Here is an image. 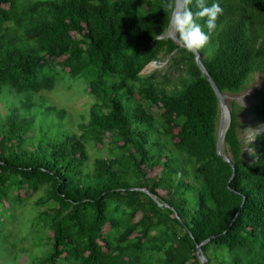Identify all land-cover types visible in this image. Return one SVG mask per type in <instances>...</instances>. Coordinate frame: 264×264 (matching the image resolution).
Listing matches in <instances>:
<instances>
[{
  "label": "trees",
  "instance_id": "1",
  "mask_svg": "<svg viewBox=\"0 0 264 264\" xmlns=\"http://www.w3.org/2000/svg\"><path fill=\"white\" fill-rule=\"evenodd\" d=\"M218 2L197 50L236 95L264 76V0ZM175 7L0 0V264H201L203 242L207 264H264V86L228 104L229 162L218 96L195 52L167 35ZM204 19L193 15L206 31ZM153 61L164 65L143 74ZM59 82L92 98L78 131L43 97ZM243 109L263 126L254 141Z\"/></svg>",
  "mask_w": 264,
  "mask_h": 264
},
{
  "label": "rangeland",
  "instance_id": "2",
  "mask_svg": "<svg viewBox=\"0 0 264 264\" xmlns=\"http://www.w3.org/2000/svg\"><path fill=\"white\" fill-rule=\"evenodd\" d=\"M163 65H164V63L159 64L157 66L153 65V67H151V68L146 67L142 73L143 74L151 73L153 70H155L157 68H161ZM68 83L71 85L64 83V82H59L54 87V89L52 91L43 93V97H44L45 102L47 104H52V105L56 106L57 108L65 109L67 114L69 115V118H70L69 122L71 124V127L74 130L78 131V123L81 121L83 115L88 114V111L90 108V103L92 102V98L88 95V93H82L81 92V89L83 88V84H81L80 82H76L74 84H73V82H68ZM257 85L259 87L264 86V76L262 74L255 75L252 78V81L250 82L249 87L244 92H242L240 94H236V95H229V96H232L233 98L227 99V104H229L231 101H236L237 103L247 105V103L250 99V95L252 96L254 92H251V94L248 97H246L245 99L238 100L237 97H239L242 94L247 93L252 87L257 86ZM0 106L3 107L4 104L2 102H0ZM2 111L4 112L5 109L2 108ZM240 114H241L242 118H244L246 120L245 127L242 130L243 136L250 137V140L254 141V139H255L254 133L257 132L256 127H262V126L260 124L248 126V124L250 123L249 114L244 113V109H243V111H241ZM250 148H251V152L254 153L255 148H253L252 146ZM102 153H104V152H95L94 149H91V151H90L91 160L94 159V157L101 155ZM38 194H39V192L36 193L33 197H36ZM18 210H19L18 212L20 214L22 212V214H21L22 217L25 214H29L27 207H25L22 210H20V209H18ZM11 227L14 231V235L17 237H21V236L26 235V230L28 229L27 226L21 224V222H15L11 225ZM36 250H37V247L32 248V252H34Z\"/></svg>",
  "mask_w": 264,
  "mask_h": 264
},
{
  "label": "clouds",
  "instance_id": "3",
  "mask_svg": "<svg viewBox=\"0 0 264 264\" xmlns=\"http://www.w3.org/2000/svg\"><path fill=\"white\" fill-rule=\"evenodd\" d=\"M198 11L193 13L187 5L192 0H182L184 7L174 12L171 24L178 33L179 40L188 51H194L203 47L209 40V35L216 29L217 16L222 12L218 0H212L207 4V0H196ZM193 15L198 18H205L203 28L193 20ZM257 131L263 130L262 127H256Z\"/></svg>",
  "mask_w": 264,
  "mask_h": 264
},
{
  "label": "water",
  "instance_id": "4",
  "mask_svg": "<svg viewBox=\"0 0 264 264\" xmlns=\"http://www.w3.org/2000/svg\"><path fill=\"white\" fill-rule=\"evenodd\" d=\"M183 7H184V5L182 3V0H176V7H175V9L173 11V14H174V12L182 9ZM172 17H173V15H172ZM171 21H172V19H171ZM167 35L170 36V37H172L176 42H179V43L182 44V42L179 40V38L177 36V32L175 31V29H174V27L172 26L171 23H170V28H169V30L167 32ZM194 52L196 54V62H197V65L199 66V68L201 69V71L203 72V74L207 77V79L212 84V86H213V88H214V90H215V92H216V94L218 96V99H219V106H220V124H219V131H218L217 150H218V153L219 154H222V151H221L222 144L224 142L227 129H228L230 123H231V112H230V109H229V105H227L225 103V101H224V97L227 96V94L222 93L218 89L217 85L215 84V82L213 81V79L211 78V76L209 75V73L207 72L205 66L203 65V63L201 61V56H200V53L198 52V50H194ZM150 64H152L154 66H157L158 65V63L156 61H153ZM150 64H148L146 67H148ZM258 88H260L258 85L257 86H254V87H252L245 94L249 96L251 94V92H255L256 89H258ZM245 94L240 95L239 97H237V99L238 100H241L242 97ZM229 97L233 98L232 96H229ZM250 98H252L251 95H250ZM225 110H227V112ZM223 157L225 158V160H227V161L230 162V158L227 155H223ZM151 196L153 198H156L153 194H151ZM202 244H199L197 246V254H198V257H199V260H200L201 264H207V258H206V256L204 255V253L202 251V247H201Z\"/></svg>",
  "mask_w": 264,
  "mask_h": 264
},
{
  "label": "bare ground",
  "instance_id": "5",
  "mask_svg": "<svg viewBox=\"0 0 264 264\" xmlns=\"http://www.w3.org/2000/svg\"><path fill=\"white\" fill-rule=\"evenodd\" d=\"M148 67L151 68V67H153V65L150 64ZM246 97H248V95L245 94V95L242 97V99H245ZM229 98H231V97H229L228 95L224 97V101H225L226 104H227V99H229ZM227 105H228V104H227ZM225 111L227 112V110H225Z\"/></svg>",
  "mask_w": 264,
  "mask_h": 264
}]
</instances>
